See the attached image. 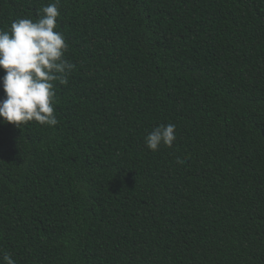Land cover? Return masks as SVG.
Wrapping results in <instances>:
<instances>
[{
	"label": "trees",
	"instance_id": "1",
	"mask_svg": "<svg viewBox=\"0 0 264 264\" xmlns=\"http://www.w3.org/2000/svg\"><path fill=\"white\" fill-rule=\"evenodd\" d=\"M0 264H264V0H0Z\"/></svg>",
	"mask_w": 264,
	"mask_h": 264
}]
</instances>
